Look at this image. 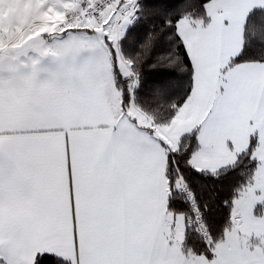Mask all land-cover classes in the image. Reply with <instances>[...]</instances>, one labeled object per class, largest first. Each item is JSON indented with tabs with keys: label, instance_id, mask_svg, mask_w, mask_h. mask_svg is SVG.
Here are the masks:
<instances>
[{
	"label": "snow or ice",
	"instance_id": "snow-or-ice-1",
	"mask_svg": "<svg viewBox=\"0 0 264 264\" xmlns=\"http://www.w3.org/2000/svg\"><path fill=\"white\" fill-rule=\"evenodd\" d=\"M0 264H264V0H0Z\"/></svg>",
	"mask_w": 264,
	"mask_h": 264
},
{
	"label": "trees",
	"instance_id": "trees-1",
	"mask_svg": "<svg viewBox=\"0 0 264 264\" xmlns=\"http://www.w3.org/2000/svg\"><path fill=\"white\" fill-rule=\"evenodd\" d=\"M220 217L218 216V219H219Z\"/></svg>",
	"mask_w": 264,
	"mask_h": 264
}]
</instances>
